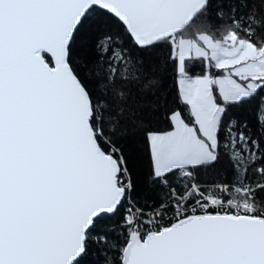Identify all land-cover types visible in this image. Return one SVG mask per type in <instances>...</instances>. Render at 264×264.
<instances>
[{
	"label": "snow or ice",
	"instance_id": "snow-or-ice-1",
	"mask_svg": "<svg viewBox=\"0 0 264 264\" xmlns=\"http://www.w3.org/2000/svg\"><path fill=\"white\" fill-rule=\"evenodd\" d=\"M0 264H264V0H0Z\"/></svg>",
	"mask_w": 264,
	"mask_h": 264
},
{
	"label": "trees",
	"instance_id": "trees-1",
	"mask_svg": "<svg viewBox=\"0 0 264 264\" xmlns=\"http://www.w3.org/2000/svg\"><path fill=\"white\" fill-rule=\"evenodd\" d=\"M89 259L95 261L97 259L96 254L94 252H90Z\"/></svg>",
	"mask_w": 264,
	"mask_h": 264
}]
</instances>
